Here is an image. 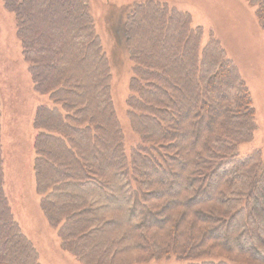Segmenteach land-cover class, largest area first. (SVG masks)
Returning a JSON list of instances; mask_svg holds the SVG:
<instances>
[{"label":"trees","instance_id":"trees-1","mask_svg":"<svg viewBox=\"0 0 264 264\" xmlns=\"http://www.w3.org/2000/svg\"><path fill=\"white\" fill-rule=\"evenodd\" d=\"M244 1L263 22V2ZM168 4L127 5L126 104L138 137L128 154L87 1L4 0L33 89L49 103L33 122L40 208L85 264H115L131 250L142 261L264 264L262 152L239 154L257 129L251 93L218 40L203 46L191 14ZM2 147L0 133V264H40L4 195Z\"/></svg>","mask_w":264,"mask_h":264},{"label":"rangeland","instance_id":"rangeland-1","mask_svg":"<svg viewBox=\"0 0 264 264\" xmlns=\"http://www.w3.org/2000/svg\"><path fill=\"white\" fill-rule=\"evenodd\" d=\"M86 1L110 61L114 106L129 154L138 137L132 133L127 115L132 63L126 46L124 21L129 10L127 5L145 0ZM162 1L190 13L193 27L203 30L202 45H206L211 38L218 40L240 73L253 99L257 129L250 142L240 145L239 154L247 156L259 150L264 165V19L259 22L256 4L244 0ZM259 1L264 4V0ZM260 16L264 18V8ZM47 100V96L38 95L33 89L28 64L24 61L17 37L16 17L5 8L4 0H0V133L5 161L4 195L14 220L34 246L40 264H85L61 247L56 228L48 224L40 208L41 196L36 190L34 173L37 132L33 122L37 108L49 105ZM182 176L173 180L175 185L167 190L169 195H175L178 189L176 183L183 184ZM142 260L143 255L131 250L115 264H180L173 257ZM242 262L255 264L246 259Z\"/></svg>","mask_w":264,"mask_h":264},{"label":"crops","instance_id":"crops-1","mask_svg":"<svg viewBox=\"0 0 264 264\" xmlns=\"http://www.w3.org/2000/svg\"><path fill=\"white\" fill-rule=\"evenodd\" d=\"M245 3V2H244ZM246 5V4H245Z\"/></svg>","mask_w":264,"mask_h":264},{"label":"bare ground","instance_id":"bare-ground-1","mask_svg":"<svg viewBox=\"0 0 264 264\" xmlns=\"http://www.w3.org/2000/svg\"><path fill=\"white\" fill-rule=\"evenodd\" d=\"M218 38V37H217Z\"/></svg>","mask_w":264,"mask_h":264}]
</instances>
